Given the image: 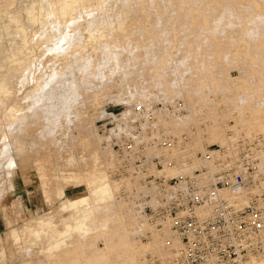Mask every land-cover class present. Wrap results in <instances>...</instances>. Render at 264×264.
Here are the masks:
<instances>
[{
	"label": "rangeland",
	"instance_id": "obj_1",
	"mask_svg": "<svg viewBox=\"0 0 264 264\" xmlns=\"http://www.w3.org/2000/svg\"><path fill=\"white\" fill-rule=\"evenodd\" d=\"M183 1L0 0V117L4 116L5 121V124L0 121V264H81L86 250L93 249L92 242L103 246L104 234L113 233L116 237V233L121 232L124 239L130 237L128 214L122 208L124 203L118 205V200L129 203L120 196L118 182L115 183L117 190L111 189V183L106 186L99 179L101 185L98 181L72 182L64 177L62 169L68 167V153L77 152L81 141L86 147L85 153L95 157L90 161L84 159L82 163L89 162V168H93L103 159L104 168L105 155L110 158L111 152L103 149L104 138L97 125L110 113L119 114L137 102L147 105L169 102L162 85L158 84L165 77L169 83H174L183 76L194 78L190 73L193 69L209 72L222 84V92L217 89L214 93L211 89L213 94L204 93L206 98L221 102L216 109L219 115L223 114L220 119L210 117L212 127L219 130L217 127L223 126L212 144L225 141L227 135H245L258 137L264 149V128L260 125L264 121V46L243 44L240 40L242 25L229 33L220 30L217 13L208 11L201 18L200 7L210 2L187 4L198 10L193 11H196L197 25L202 24L212 29L211 32L204 28L183 31L181 27L187 23L186 13L181 12ZM154 3L159 9H154L151 5ZM117 12L122 15L121 21L115 19ZM248 27L244 29L249 30ZM103 37L110 43L108 48L100 43ZM228 38L232 48L242 45L239 49L242 53L235 58H231L234 52L228 54L224 50ZM251 38L264 39V36L252 32ZM233 40L234 43L240 40L238 46ZM165 43L171 46L166 47L167 50ZM197 43H201L204 54L208 52V56L203 54V60L209 63L212 58L214 63L202 64L199 62L202 58H193L199 51ZM214 49L224 51L219 53V59L216 55L209 56L215 53ZM152 53L158 57H152ZM160 60L165 65L155 62ZM204 65L206 67H202ZM162 72L166 76L162 77ZM31 76L32 82L22 87L25 78ZM240 78L246 83L252 81L250 89L249 85L248 89L241 86L245 81ZM148 86L155 89L153 98L136 92L137 88ZM178 98L187 106L180 96L173 102ZM191 98L196 103L193 106L200 108L202 97L194 95ZM187 110L189 114L191 110ZM99 111L103 114L94 122ZM193 115L194 121L191 118L185 121L188 125L185 122L180 125L179 134L193 127L196 130V127L209 126L210 119L203 111L194 110ZM84 128L93 129L99 137L88 138ZM200 130L192 140L196 150H201V145H210L201 144L199 140L209 131ZM235 130L240 131L239 134ZM22 145L24 148L20 147ZM261 157L264 161L263 153ZM40 159L46 162L44 175L36 164ZM107 169L105 167V172ZM108 175L107 170V178ZM110 178L115 182V178ZM45 213L46 217L42 218ZM144 237L142 234L143 240L148 241Z\"/></svg>",
	"mask_w": 264,
	"mask_h": 264
},
{
	"label": "built area",
	"instance_id": "obj_2",
	"mask_svg": "<svg viewBox=\"0 0 264 264\" xmlns=\"http://www.w3.org/2000/svg\"><path fill=\"white\" fill-rule=\"evenodd\" d=\"M186 108L179 98L137 102L97 125L120 196L147 226L143 237L158 233L167 251L148 252L143 264H264L259 138L236 135L194 151L189 132L162 121Z\"/></svg>",
	"mask_w": 264,
	"mask_h": 264
},
{
	"label": "bare ground",
	"instance_id": "obj_3",
	"mask_svg": "<svg viewBox=\"0 0 264 264\" xmlns=\"http://www.w3.org/2000/svg\"><path fill=\"white\" fill-rule=\"evenodd\" d=\"M165 3H169V2H172V0H163ZM183 2H185V4H182V7H183V9L181 10V12H185L186 13V16H185V19H186V21H187V23H185L182 27H181V29L183 30V31H185V32H188V31H191V30H199L200 31V29H202V28H204L206 31H208L209 30V28H205V27H203V25L202 24H200L199 26L197 25V21H196V15H195V12L196 11H198V10H196V9H193V7H192V5L191 6H189V4H187V3H190V2H192V3H194V4H201V3H206V2H210V4H208L207 6H201L200 7V9H199V13H200V15H201V18H202V16H203V14H206V13H208V11H211V12H213V13H217L219 16V18H220V21H221V24H220V26H221V28H220V30H223V31H227V33H229V31H231V30H233V29H236L237 27H239V25H242V34L241 35H243V36H241L240 37V40L242 41V42H244L243 44H247V43H250V44H252V45H259V46H264V39H252L251 38V33L252 32H255V33H260V34H262L263 36H264V0H243V1H241V0H184ZM191 4V3H190ZM153 7H154V9H159V7H157L158 5L156 4V3H154V4H151ZM198 7H199V5H197ZM217 6H220V7H217ZM195 8H197V7H195ZM194 10H196L195 12H193ZM197 14V13H196ZM117 17L115 18L116 19V21H121V19H122V15H120L118 12H117ZM125 15V14H124ZM200 17V16H199ZM198 18V17H197ZM222 21H223V23H232V24H230L229 26L228 25H224L223 23H222ZM139 24H143L142 22H139ZM122 25V22H121V24H120V26ZM245 26L246 27H248V26H250V27H248V29L249 30H245L244 28H245ZM177 28H179V27H177ZM176 29V28H175ZM180 29V28H179ZM211 30L212 29H210L209 31L211 32ZM244 30V31H243ZM145 31H148L147 29H145ZM170 32V31H169ZM184 32V33H185ZM176 33V32H175ZM181 33H183V32H181ZM226 33V35H228ZM250 35H249V34ZM170 34V33H169ZM170 35H172V32H171V34ZM174 35V34H173ZM177 35V34H176ZM176 35L174 36V38L176 37ZM212 35V34H211ZM179 36V35H178ZM216 36V35H215ZM171 37V36H170ZM173 38V37H172ZM176 39V38H175ZM174 39V40H175ZM181 39V38H180ZM177 40V39H176ZM226 40V41H225ZM224 41H225V43H224V47H225V51H226V53H230V51L231 52H234V55H232L231 56V58L234 56V58H235V56L237 57V56H239V54H241L242 53V51H241V53L239 52L242 48V45L241 44H239L241 47L240 48H235L236 46H234L233 45V47L235 48H232V45L231 44H229L228 43V40H229V38L228 39H225ZM239 40V41H240ZM211 41H212V37L210 38V40H209V44L211 43ZM223 41V42H224ZM232 41V40H231ZM238 41V42H239ZM248 41V42H247ZM250 41V42H249ZM174 42V41H173ZM173 42H170V44L171 43H173ZM200 42H201V40H200ZM222 42V41H221ZM238 42H235L234 43V40H233V43L235 44V45H237V43ZM246 42V43H245ZM66 43V42H65ZM100 43H101V45L103 46V47H105V48H108L109 46H110V43L107 41V38H105V37H103V38H101L100 39ZM180 43V42H179ZM218 43H220V41L218 40ZM52 44V43H51ZM53 44H55V43H53ZM159 44H161V43H159ZM165 44H168V45H165ZM164 44V49H166V47L168 48V47H171V46H169V43H165ZM177 44V43H176ZM175 44V45H176ZM250 44H248V45H250ZM64 46V44L62 43L61 44V47H63ZM172 45V44H171ZM183 45V44H182ZM193 46V44H188L187 46ZM247 45V46H248ZM52 47H53V45H51ZM174 46V45H173ZM183 46H185V44L183 45ZM196 47H199V51H197L194 47V49L198 52H196L197 53V55H196V53L194 54L195 55V57H193V58H196V60L199 58H202L201 60L202 61H200L199 60V62H201L202 64H205V63H208V62H206V61H204L203 60V57H204V55L205 54H207L208 52L207 51H205V54L203 53L204 52V50H202L201 51V43H197L196 45H195ZM206 46V45H205ZM238 46V45H237ZM251 46V45H250ZM46 49H47V47H46V44H45V46H44ZM55 47H57V46H55ZM185 48H187L188 49V47H185ZM190 49H191V47H189ZM203 48V47H202ZM246 48V47H245ZM50 49V48H49ZM193 49V50H194ZM240 49V50H239ZM48 50V49H47ZM167 50V49H166ZM186 50V49H185ZM213 50V48L211 49V51ZM215 50V49H214ZM189 51V53H190V51L191 50H188ZM247 51V50H246ZM161 52V51H160ZM164 51H162V53H163ZM187 52V51H186ZM207 52V53H206ZM213 52V51H212ZM211 52V53H212ZM215 53H212V55L211 54H209V56L210 57H218V59L220 58V55L221 54H219V53H224V51L222 52V50H215L214 51ZM235 52H239V53H237V55L235 54ZM243 52H245V51H243ZM248 52H250L249 50H248ZM248 52L246 53H243V54H247V55H249L248 54ZM210 53V52H209ZM228 53V54H229ZM155 54H157L156 53V51H155ZM188 54V53H187ZM204 54V55H203ZM216 55V56H215ZM223 55H226V54H223ZM158 57L157 55H153V53H152V57ZM188 56H189V54L186 56L185 55V61L187 60V58H188ZM191 56V55H190ZM193 56V55H192ZM191 56V57H192ZM203 56V57H202ZM206 56H208V54L206 55ZM228 56V55H227ZM190 57V58H191ZM207 58H209V57H207ZM229 58V57H228ZM231 58H229V59H231ZM241 58H242V60H243V55H241ZM160 59V58H159ZM206 59V58H205ZM213 59H215V58H213ZM217 59V60H218ZM222 59V58H221ZM237 59V58H236ZM235 59V60H236ZM240 58L238 57V60H239ZM166 60H168V57H167V59H165V61ZM195 60V59H194ZM211 61H213L212 60V58L210 59ZM231 60H233V59H231ZM165 61H163V62H165ZM207 61H209V59L207 60ZM211 61H209V63H211ZM237 61V60H236ZM153 62V61H152ZM155 62H158V63H162L161 62V60L160 61H155ZM169 62V61H168ZM190 62V61H189ZM197 62V61H196ZM231 62V61H230ZM177 63H179V62H177ZM208 63V64H209ZM212 63H214V61L212 62ZM164 63H162V65H163ZM207 64V65H208ZM162 65H161V68H162V71L164 72V70H165V68H163L162 67ZM165 65V64H164ZM196 65V64H195ZM179 66V65H178ZM201 66V65H200ZM209 66V65H208ZM212 66V65H211ZM211 66H210V68H211ZM202 67H206V65H204V66H202ZM41 68H43V67H41ZM158 68H160V66L158 65ZM156 68H154V70H155ZM197 69V68H196ZM198 69H200V68H198ZM205 69V68H204ZM208 69V68H207ZM212 70V69H211ZM208 71H210V70H208ZM214 71V70H213ZM162 72V74H161V76L162 75H165L166 76V74H164ZM211 72V71H210ZM251 72V71H250ZM132 73V72H131ZM190 73L191 74H193L194 75V78H192L191 76L190 77H188V76H183V77H180V79L179 80H176L174 83H169L168 82V80H167V77H165L164 79V81H161L160 83H158V84H160V85H162V88H163V90L165 91V93H166V96H165V98L169 101V102H173V99L176 97V96H180V97H183L184 98V100L186 101V103H187V108L186 109H188L187 111L189 112L190 110H191V112L188 114L187 112L185 113V114H183V113H181V115H169V117H166V116H164L163 117V119H162V121H163V124L166 126V127H168L172 132H174V133H178L179 134V131H181V130H179V128H180V125L181 124H184V122L185 121H189V120H192L194 117H195V115H193V111L194 110H201V111H203V113L207 116V117H209V119H210V117H214V118H222L223 117V114L222 113H220V115H219V110H217L216 108H218L219 107V104L221 103H219V101L218 102H216L217 100L215 99V100H213V99H209V98H206V95L204 94V93H207L208 91L209 92H212L213 90H216L217 91V89H219L220 91L222 90L221 88H222V84L220 83L219 84V82H220V80H219V78H218V80H219V82H217V80L215 79V77L214 76H212L211 74H209V72H206L205 71V73L203 72V70H201L200 69V71L198 70H192V71H190ZM131 75V74H130ZM158 76H159V74H157ZM196 75H198L197 77H195ZM211 75V76H210ZM213 75H214V73H213ZM225 75V74H224ZM251 75V74H250ZM239 76V75H238ZM32 77L33 76H31V78L30 79H28V78H25V80L22 82V87H24L25 86V84L26 83H28V82H32ZM160 77V76H159ZM163 77V76H162ZM221 77V76H220ZM224 77V76H223ZM222 77V78H223ZM227 77V76H226ZM229 77V76H228ZM227 77V78H228ZM232 78V77H231ZM249 78V77H248ZM161 79H163V78H161ZM160 79V80H161ZM237 79V78H236ZM241 79V78H240ZM246 79V78H245ZM222 80V79H221ZM226 80H228L229 81V79H226ZM233 80H235V78H233ZM242 80H244V79H241V81ZM249 80V79H248ZM224 81H225V79H224ZM238 81V79L236 80V82ZM245 81V80H244ZM243 82V81H242ZM252 82V81H251ZM251 82H247L246 83V81L245 82H243V83H241V86L242 87H244L245 89H248V85L251 83ZM223 83V82H222ZM227 84V82H224L223 84ZM231 83H232V81H231ZM231 83H229L228 82V85L229 84H231ZM234 83H235V81H234ZM225 84V85H226ZM236 84H239L238 82L236 83ZM227 85V86H228ZM232 86H234L235 88L237 87L236 85H232ZM250 86L251 85H249V89H250ZM223 87H224V85H223ZM231 88V87H230ZM252 88V87H251ZM253 88H255V87H253ZM212 89V91H210ZM224 89V88H223ZM137 91V93H139V94H142L143 96H148V97H150V98H153L155 95H154V91H155V89L153 88V87H142L140 90L137 88L136 89ZM252 90V89H251ZM242 91V90H241ZM243 91H244V89H243ZM246 91V90H245ZM214 92V91H213ZM213 92H212V94H213ZM222 92V91H221ZM237 92V91H236ZM214 93H216V92H214ZM225 93V92H224ZM200 94V95H199ZM218 94V93H217ZM221 94V93H220ZM223 94V93H222ZM226 94V93H225ZM247 94H249L248 93V91H247ZM246 94V95H247ZM194 95H198V96H200V97H202V99H203V101L201 102V107L200 108H198V109H196L195 108V106H193V105H196V103H193V101H192V96H194ZM216 95V94H215ZM219 95V94H218ZM217 96V95H216ZM221 96V95H220ZM243 96V95H242ZM242 96H241V98H242ZM249 96V95H248ZM255 96V95H254ZM238 97V96H237ZM205 98V99H204ZM216 98V97H215ZM221 98H223V97H220V100H222ZM226 98V97H225ZM228 98V97H227ZM224 99V98H223ZM237 100H240L239 98H236ZM245 99V98H244ZM254 99V98H253ZM226 100V99H225ZM228 100V99H227ZM247 100H249V99H247ZM223 101V100H222ZM246 101V100H245ZM255 103V102H254ZM152 104H154V103H152ZM147 105V104H146ZM150 105V104H149ZM238 105V104H237ZM241 105V104H240ZM250 105V104H249ZM18 112H20V110H18ZM225 113V112H224ZM101 114H103L101 111H99V112H97V114H96V116L94 117V122H95V119L96 118H99V116L101 115ZM225 114H227V113H225ZM103 116V115H102ZM101 116V117H102ZM3 118V119H2ZM192 118V119H191ZM3 120V123L5 124V121H4V116L3 117H0V121H2ZM193 121H194V119H193ZM49 122V121H48ZM191 122V121H190ZM49 123H51V121L49 122ZM193 123V122H192ZM195 123V122H194ZM211 123H213L212 122V120L210 119V123H209V126L207 127V126H205V127H207V128H202L203 129V131L202 132H204L205 130H207V131H209V132H207L206 134H208V135H205L206 137L205 138H202V140H199V141H201V142H203V143H201V144H212L213 143V141L215 140V138L217 137V135H218V131L220 130H222L221 128H223V126H221V127H217L219 130H217V129H215V127H214V125H213V127H212V125H211ZM48 124V123H47ZM46 124V125H47ZM188 125V123L187 122H185V125ZM49 125V124H48ZM260 125L264 128V121H261L260 122ZM190 126V125H189ZM197 126V125H196ZM195 126V127H196ZM45 127V126H44ZM186 127V126H185ZM182 128H184L183 127V125H182ZM187 128V127H186ZM194 128V127H193ZM193 128L191 129V131H189V133L191 134V136H192V140H193V137H195V135L197 134V133H199V130L201 129H198V127H196L197 129L196 130H193ZM44 129H46V128H44ZM181 129V128H180ZM185 129V128H184ZM201 129V130H202ZM179 130V131H178ZM186 130V129H185ZM200 130V131H201ZM229 130H230V128H229ZM228 131V130H227ZM236 131V130H235ZM235 131H233L234 133H235ZM210 132H211V135H209L210 134ZM230 132V131H229ZM231 132H232V130H231ZM240 132V131H239ZM239 132L237 133V131H236V133L237 134H239ZM250 132V131H249ZM252 132V131H251ZM84 133H85V135L87 136V134H88V138H90V139H92V136H94L96 139H97V136L99 137V135H98V133H97V135H96V133L94 132V130L93 129H88V130H86L85 128H84ZM234 133H233V135H234ZM229 134V133H228ZM246 134V133H245ZM197 135H199V134H197ZM224 135V134H223ZM251 135V134H250ZM48 136V135H47ZM201 136V135H200ZM197 137V136H196ZM229 137H233V136H229ZM228 135H227V138H226V140L224 141H220V143L219 144H225L227 141H228ZM198 138V137H197ZM200 138V137H199ZM198 138V139H199ZM223 138H224V136H223ZM100 139H101V136H100ZM264 141V140H263ZM81 143H83L82 141H81ZM81 143H79L78 144V149H77V152H73V151H71V152H69L68 153V167L67 168H64V169H62V172L64 173V177H66V179L67 180H69V181H72V182H82V181H85V182H87V181H90L91 183H94V182H97L98 181V179H99V181L101 182V183H103L104 185H106V186H108V184L109 183H111V185L112 186H110L111 187V189L112 190H117V186L115 185V183L117 184V180H115V182H113V180L110 178V175H108L109 176V178H107V170H106V172H105V167L107 168L108 167V165H109V163H110V160H111V158H113V157H111L110 155V158L109 157H107L106 155H105V161H104V163H105V165L106 166H104V168H103V166H102V161H103V159H102V161L99 159V161H100V164H99V166L98 167H93V168H89V165H90V163L88 162V163H82V160H84V159H86V160H93V159H95V157H93L91 154H87V153H85V151L84 150H86V147H84L85 145L84 144H81ZM191 144H192V142H191ZM20 145H21V143H20ZM202 146V147H201ZM200 147H201V150H204L206 147H203V146H206V145H201ZM21 148H24V146L22 145V146H20ZM68 147H72V149L74 148L73 146H68ZM102 148H103V146H101ZM192 147H193V145H192ZM103 149H105V148H103ZM193 149H194V151H199V150H196V148L195 147H193ZM102 152H105V151H102ZM101 152V153H102ZM107 152V151H106ZM109 152V151H108ZM107 152V153H108ZM262 153L264 154V149L260 152V157H261V155H262ZM106 154V153H105ZM94 155H96L95 154V152H94ZM102 155H104L103 153H102ZM263 158L261 157V169L264 171V168H263V166H264V161L262 160ZM11 160V159H10ZM9 162V161H8ZM12 162V161H11ZM10 164V163H9ZM16 164V163H15ZM37 164V167H38V170H40V172H41V174L42 175H44L45 173H46V162L43 160V159H40L39 161H38V163H36ZM33 166V165H32ZM36 166V165H35ZM101 166H102V168H101ZM190 169H187V171H189ZM172 171L173 170H171L170 171V173H172ZM105 173H106V175H105ZM174 173H175V171H174ZM39 174V173H38ZM99 177H101V178H99ZM58 179H60V176H59V178ZM99 181H98V183H99ZM100 184V183H99ZM101 185V184H100ZM109 187V188H110ZM119 202H118V205H119V203L120 202H122V203H124V206L122 207V208H125L126 209V213L128 214L127 215V218H129V223H128V225H130V234H128V235H130V237L129 238H126V239H124L123 237H122V234H121V232H119V233H116V237H115V234H113V233H107V234H104V236H105V240H104V243H103V246L102 247H100L99 246V244H98V242H96V243H94V242H92L91 243V245L93 246V249L91 250V249H87L86 250V257L84 258V256L82 257V258H84V259H81V264L83 263V264H143V261H144V257H145V255L148 253V252H153V253H155V254H158V255H160V256H162V257H165L166 255H167V251L165 250V248L163 247V239L161 238V236L158 234V233H154V235H153V237L152 238H150V239H148V241H144L143 240V238H142V234H143V231H144V229L145 228H147V226L145 227L142 223H141V221H140V219H139V215L137 214V212L133 209V207L130 205V204H125L126 202H124L123 200L122 201H120V200H118ZM121 204V203H120ZM46 215V213L42 216V218L43 217H46L45 216ZM137 215H138V217H137ZM169 233H171L170 231H169ZM132 234V235H131ZM137 234L139 235V237L137 236ZM144 241V242H143ZM83 253H84V249H83ZM113 256H115V257H113ZM113 258H115L116 260L115 261H113ZM39 263V262H38ZM262 263H264V261L262 262ZM60 264H64V263H60Z\"/></svg>",
	"mask_w": 264,
	"mask_h": 264
}]
</instances>
